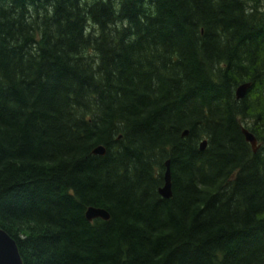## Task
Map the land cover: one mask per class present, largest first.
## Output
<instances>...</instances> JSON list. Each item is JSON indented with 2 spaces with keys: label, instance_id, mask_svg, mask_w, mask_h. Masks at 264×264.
I'll return each mask as SVG.
<instances>
[{
  "label": "trees",
  "instance_id": "obj_1",
  "mask_svg": "<svg viewBox=\"0 0 264 264\" xmlns=\"http://www.w3.org/2000/svg\"><path fill=\"white\" fill-rule=\"evenodd\" d=\"M0 228L23 264H264V0H0Z\"/></svg>",
  "mask_w": 264,
  "mask_h": 264
},
{
  "label": "water",
  "instance_id": "obj_2",
  "mask_svg": "<svg viewBox=\"0 0 264 264\" xmlns=\"http://www.w3.org/2000/svg\"><path fill=\"white\" fill-rule=\"evenodd\" d=\"M249 86L250 83L247 82L239 84L235 89L236 99L243 98L246 95ZM241 131L245 140L250 144L252 151L256 152L260 146L256 136L244 126H242ZM182 135H187V131L184 130ZM206 144L207 140L202 139L199 143V149L203 150L206 147ZM92 153L96 155H104L105 148L102 145H97L92 149ZM158 192L163 198H169L171 196V172L169 159L165 161L163 185L159 187ZM85 217L89 221L95 218L107 220L110 217V214L104 208L89 206L85 210ZM0 264H23L16 242L2 228H0Z\"/></svg>",
  "mask_w": 264,
  "mask_h": 264
},
{
  "label": "rangeland",
  "instance_id": "obj_3",
  "mask_svg": "<svg viewBox=\"0 0 264 264\" xmlns=\"http://www.w3.org/2000/svg\"><path fill=\"white\" fill-rule=\"evenodd\" d=\"M247 94V93H246ZM259 143V142H258Z\"/></svg>",
  "mask_w": 264,
  "mask_h": 264
}]
</instances>
